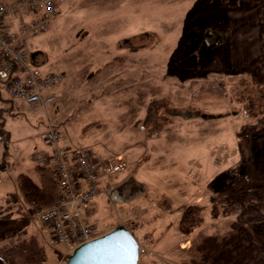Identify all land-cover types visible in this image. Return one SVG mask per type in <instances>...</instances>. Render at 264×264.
Masks as SVG:
<instances>
[{"label":"rangeland","instance_id":"rangeland-1","mask_svg":"<svg viewBox=\"0 0 264 264\" xmlns=\"http://www.w3.org/2000/svg\"><path fill=\"white\" fill-rule=\"evenodd\" d=\"M27 49L37 50L42 70L63 74L56 90L62 85L66 92L50 103L0 110V138L4 129L14 128L9 135L16 139L8 137L4 149L18 145L20 164L43 143L46 127L54 125L68 146H90L99 158H127L129 168L103 178L111 188L101 189L89 207L95 203L97 234L128 222L140 243L138 264H200V237L192 240L201 229L216 228L213 205L221 212L225 202L257 195L264 227V0H62L47 29L30 38ZM87 64L103 68L90 77L88 67L82 70ZM176 119L184 122L177 125L179 132L187 140L196 138V149H202L192 165L201 174L196 190L190 166L176 163L181 154L171 148L176 143L172 137L158 140L155 135L148 145L155 153L163 151L159 142L168 145L166 153L143 159L155 163L136 168L129 155L130 143ZM9 157L0 161L5 167L0 173L10 180L18 165L12 151ZM160 157L174 163L158 164ZM21 205L17 200L15 208L0 207L6 209L4 216L11 209L19 215L10 227L0 225V243L15 240L12 248L0 246V255L5 251L40 263L48 254V264L54 250L66 245ZM174 207L199 209L203 226L184 235L170 228L149 229L154 217L171 223ZM46 234H51L52 253Z\"/></svg>","mask_w":264,"mask_h":264},{"label":"built area","instance_id":"built-area-1","mask_svg":"<svg viewBox=\"0 0 264 264\" xmlns=\"http://www.w3.org/2000/svg\"><path fill=\"white\" fill-rule=\"evenodd\" d=\"M61 1L0 0V82L15 100L42 105L57 98L56 86L63 74L42 70L26 41L47 29ZM23 12L22 18L14 17ZM11 22L17 27L12 29ZM43 136L49 149H37L34 156L56 171L60 192L53 205L33 209V213L71 251L97 236L86 211L101 190L103 178L126 171L130 163L121 155L99 158L90 148L65 145L62 131L54 125H48Z\"/></svg>","mask_w":264,"mask_h":264},{"label":"trees","instance_id":"trees-1","mask_svg":"<svg viewBox=\"0 0 264 264\" xmlns=\"http://www.w3.org/2000/svg\"><path fill=\"white\" fill-rule=\"evenodd\" d=\"M29 45L30 39H27L26 46ZM36 51L31 52L36 54ZM121 57V54L114 55L117 59ZM110 62L112 61H108L106 65ZM87 65L82 67V70L88 67L90 77L103 68L98 66L93 70ZM5 93L4 84L0 82V98H3ZM33 158L40 182L37 183L28 174L21 173L17 177V184L28 205L33 209L46 208L53 205L59 196L57 174L51 166L39 163L35 156ZM261 201L259 196L250 194L244 200L239 197L225 202L221 205L223 209L221 212L216 205H213L212 215L216 219L214 223L216 228L214 227L213 232L201 229L192 240L196 241L200 237L201 242L196 244L198 251H201L200 264H264ZM232 218L234 219L231 220ZM204 222L205 218L200 214L199 209L188 208L182 212L178 226L181 232L190 234L197 227L203 226ZM246 222H251V225L248 226ZM213 241L214 243L211 244Z\"/></svg>","mask_w":264,"mask_h":264},{"label":"crops","instance_id":"crops-1","mask_svg":"<svg viewBox=\"0 0 264 264\" xmlns=\"http://www.w3.org/2000/svg\"><path fill=\"white\" fill-rule=\"evenodd\" d=\"M33 53H34L33 57L36 59V54H35V52H33ZM102 65L105 66L106 64L104 63ZM61 87H62V85L57 87L56 93L58 91L57 94H59V92H60V94L64 95L66 91L61 89ZM103 92H105V90H103ZM93 96H94V94H93ZM93 96H92V98H93ZM5 99H6V101H5ZM23 103L25 104L26 102L10 98L9 94H7V92H6L3 95V98H0V110L1 111L4 110V111L7 112V111H10L12 108H15V107L24 109V104ZM180 118H182L184 121H185V119H187L186 117H180ZM180 124H184V122H181L180 120L176 119L174 121V123H172L169 127H163L162 129L158 130L157 133L147 132V134H146L147 137L145 139L140 138V139H138L136 141H133L132 143L129 144V146H131L130 149L132 151V154L130 153L129 155L133 158L132 160H134L136 168H139L141 165L146 164V163H148L149 165L151 163H155V161L151 162L149 160L147 162V161H143V159L145 157H149L148 155H152L153 156V155H156V154L157 155L161 154L163 152L166 153L168 145L165 142H159V144L161 145V147L163 149V151L160 152V153H157V152L155 153V152L150 151L149 150L150 148H149L148 145L151 142H155L154 141L155 135H156L158 140L161 139V137H167V138L172 137L176 141V143L171 145V148H176V149L180 150V151H178V154H181V158H179L176 161V163H178V165L185 164V165H189L190 166V169H189V171L191 170L190 171V176H192V178L195 181V182H192L193 183L192 184L193 185L192 188H195V190H196L197 187L195 185H196V182L199 179V178L197 179L196 176H200L201 174L192 165L196 161V156H198L199 159H201V157H202V149L200 148L201 146H197V149H196V145H197L196 144V138H194L193 140H187V138H185V135L181 134L179 132V128L177 127V125H180ZM47 127H46V129H47ZM10 129L12 130V127ZM13 133H14V128H13V132L12 131H8L7 129H4V134L0 138V161H2V159L10 158L9 157L10 151H12L13 154L15 155V157H16L15 162L17 164V162H18L17 157H18V155H21V150L19 149V146L18 145H17V147L14 146V147H16L14 150H12L10 146H9L10 148L7 149L8 151H5V149H4V145H6V142H8L7 138L8 137L9 138L13 137L12 135H9V134H13ZM63 143L65 145H70V144H68L67 141H66V143L65 142H63ZM36 147L37 148H35L34 150H30V153L28 155H25L22 158L21 163L17 164L18 168H13L12 169V171L10 172V174H11L10 175V180L2 178L3 176L0 173V204L5 203L6 205H10L12 208H15V206H14L15 202L17 200H19V204L21 205V202H22L21 206L23 208H26V210H27V208H29L30 212L33 213V208L30 205H28V203L24 200L23 194L21 193V191H20V189L18 187L17 177L21 173H26L29 176H31L32 179L35 182H37V183L40 182L38 172H37V170L35 168L36 162H35V159L33 158V156H34L35 151L37 149L48 151L49 147L47 145H45L44 141H43V143L37 145ZM73 147H80V146H73ZM82 147H86V146H82ZM87 148L91 149L90 146H87ZM192 149H196L197 153L196 152H192ZM92 151L93 152L95 151L94 148H93ZM97 152L100 153V154L103 153V151L99 150L98 148H97ZM174 154L175 153H173V155ZM161 160H163V161L165 160V161H167V163H169V162L174 163L172 160H169V159L166 160V159H163V158L160 157L158 159V164H160ZM200 162H201V160H200ZM156 165H157V163H156ZM2 168L4 169L5 167H2ZM2 168H0V169H2ZM23 169H26V170H23ZM186 171L189 172L188 170H186ZM186 171H184V169H183V174H187ZM184 178L187 180V175H184ZM115 179H114V181H115ZM109 181L111 182V180H109ZM114 181H112V182H114ZM109 184L110 183L108 182V180H103L102 184H101V189H103V190L106 189L108 191L111 188ZM147 186H148V184H147ZM155 188L157 189V187H155ZM193 193H194V191H192V194ZM95 201H98V197H97V199ZM95 203H94V205H95ZM171 203L173 204L175 202L173 200H171ZM5 204H3V205H5ZM183 204L184 203H180L179 205H183ZM3 205H0V207H3ZM93 206L91 207V210L88 208L87 211H86L87 212L86 213V220L89 223H92V224L94 222L97 223V215L96 214L94 215V211L95 210H93ZM5 211H6V209L0 208V225H1V227H4V228L10 227L11 221L19 219V215H18V213L16 214L15 209H11L10 213H8L6 216H4V212ZM171 211H170V221H171V223H168L166 221L158 223L156 218L154 217L152 219H154L155 222L149 225V229L157 230V229H165V228L169 229L170 228V229L175 230L176 234L184 235V233L180 231L179 226H178L179 225V220H180V217H181V214H182L180 212H182V211L180 210V208H177V207H174ZM124 223H125V225L128 226V224H126L128 222H124ZM129 223H132V221L129 222ZM47 226L48 225L46 224V227ZM128 227H130V226H128ZM47 228H49V227H47ZM22 230H23V227H20V230L18 231V229H17L16 231H18V234L23 235L25 233V231L22 232ZM51 231H52V229H51ZM106 232H108V231H106ZM14 233H16V232H14ZM148 234H150V233H147V235ZM158 234H160V233H158ZM46 236H47V239H46L47 248L49 249L50 253H52V248H49V243H48L51 234H46ZM19 237H21V236H19ZM50 241H52V239H50ZM8 243H3V241L0 243V246L3 245V250L5 248H7V247H10L13 243H15V240L14 239L9 240ZM11 248H12V246H11ZM67 250L68 249H67L66 246H65V249H63L61 251L54 250L55 251V256H54L53 260H51L48 264H65L66 259L68 258L69 254L71 253V252H68L66 254L65 251H67ZM2 253L5 254V255H0L2 257L1 260L3 261V264H47V259H48V254H47L46 260L44 262L38 263L35 260H30L29 258L20 259L19 256H13L9 252L2 251ZM6 253H7V255H6Z\"/></svg>","mask_w":264,"mask_h":264},{"label":"water","instance_id":"water-1","mask_svg":"<svg viewBox=\"0 0 264 264\" xmlns=\"http://www.w3.org/2000/svg\"><path fill=\"white\" fill-rule=\"evenodd\" d=\"M140 243L131 229L120 224L76 246L65 264H138Z\"/></svg>","mask_w":264,"mask_h":264}]
</instances>
